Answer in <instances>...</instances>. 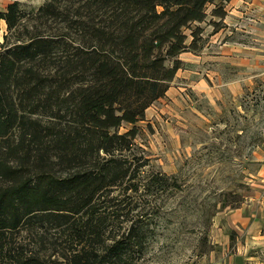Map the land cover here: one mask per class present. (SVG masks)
<instances>
[{
  "label": "trees",
  "instance_id": "1",
  "mask_svg": "<svg viewBox=\"0 0 264 264\" xmlns=\"http://www.w3.org/2000/svg\"><path fill=\"white\" fill-rule=\"evenodd\" d=\"M229 2L0 8V264H133L144 253L149 223L128 193L171 180H136L137 124L170 89L180 54L198 49L199 24L222 21Z\"/></svg>",
  "mask_w": 264,
  "mask_h": 264
},
{
  "label": "rangeland",
  "instance_id": "2",
  "mask_svg": "<svg viewBox=\"0 0 264 264\" xmlns=\"http://www.w3.org/2000/svg\"><path fill=\"white\" fill-rule=\"evenodd\" d=\"M14 1L0 0V8L6 9ZM19 1L31 10L47 0ZM249 18L253 22L254 18ZM214 20L209 15L199 24L206 36L197 50L189 51L199 54L210 45L202 53L205 57L207 52L218 50V42L231 36L223 21L216 27ZM216 28L225 30L217 37L208 36ZM6 29L4 21L1 41ZM187 32L191 34V29ZM215 56L198 64L216 69L219 61ZM224 68L228 69L226 79L231 62ZM215 76L208 77L211 86L218 85L215 90L186 86L173 110L160 111L156 104L137 124L136 150L129 157L143 165L136 180L147 183L153 174H162L170 178L171 185L128 193H133L139 204L135 213L143 212L149 223L144 253L136 256L133 264H264V237L249 236L248 228L231 218L234 209L248 203L252 192L249 171L258 164L253 152L264 144V81L256 78L236 94L228 87H219ZM131 127L126 124L121 131ZM120 190L123 188L116 194Z\"/></svg>",
  "mask_w": 264,
  "mask_h": 264
},
{
  "label": "crops",
  "instance_id": "3",
  "mask_svg": "<svg viewBox=\"0 0 264 264\" xmlns=\"http://www.w3.org/2000/svg\"><path fill=\"white\" fill-rule=\"evenodd\" d=\"M227 11L228 14L222 21L225 28L231 29L229 31L231 36L218 42V50L207 52L205 57L202 53L210 45L203 47L199 54L191 51L182 52L180 59L183 66L178 70L166 95L152 106L157 107L158 104L161 107L160 111L173 110L172 105H177L183 97L182 92L186 86L211 92L218 85L211 86L208 77L215 75L219 79V87H228L236 94L242 93L243 86L251 85L256 78H262L264 81V0H231ZM249 17L254 18L253 22L249 21ZM214 19L221 21L219 17ZM225 28L212 29L208 36L217 37ZM244 32L249 34L245 36ZM214 54L219 61L216 69H206L198 64ZM229 61L232 67L230 77L224 79V76L228 75V69L224 68V65ZM253 153V160L258 164L255 169L251 167L249 171L251 195L245 206L233 210L231 218L237 225L248 228L249 236L259 238L264 237V144Z\"/></svg>",
  "mask_w": 264,
  "mask_h": 264
}]
</instances>
